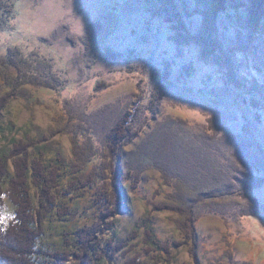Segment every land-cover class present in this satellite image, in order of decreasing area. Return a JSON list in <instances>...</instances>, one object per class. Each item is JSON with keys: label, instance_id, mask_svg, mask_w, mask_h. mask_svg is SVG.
<instances>
[{"label": "rangeland", "instance_id": "rangeland-1", "mask_svg": "<svg viewBox=\"0 0 264 264\" xmlns=\"http://www.w3.org/2000/svg\"><path fill=\"white\" fill-rule=\"evenodd\" d=\"M246 1L225 0L214 17L210 0L173 3L191 34L210 35L225 51L235 50L240 78L264 85V18L252 29ZM13 2L15 18L0 29V46L13 42L21 59L38 55L65 82L54 88L34 62L29 69L18 64L0 74V173L15 175L23 162L31 173L42 166L55 204L45 211L40 190L31 183L34 223L42 231L39 249L67 248L78 229L100 226L99 264H264V185L248 188L264 180V111L251 110L233 90L218 91L217 68L203 63L192 46L176 47L161 20L141 11L143 0ZM90 24L94 28L85 34ZM110 25L113 35L95 47L96 30L99 39L112 31ZM19 71H29L32 84H24ZM157 76L164 92L152 117L136 139L121 143V158L113 161L106 146L110 129L132 111L138 93L141 106L156 99ZM205 86L207 94L198 95ZM78 158L91 160L81 175L72 169ZM113 163L115 172L120 170L115 191L124 210L101 225V207L84 176L89 174L92 184L98 173L92 168L110 172ZM228 187L244 195L194 208V259L181 244L182 216L156 207L187 205L198 193ZM20 197V189L0 174V225L10 229L0 245L15 257L23 253L13 226ZM68 210L78 213L75 221L64 216ZM146 219L157 240L170 247L168 263L148 245Z\"/></svg>", "mask_w": 264, "mask_h": 264}, {"label": "trees", "instance_id": "trees-1", "mask_svg": "<svg viewBox=\"0 0 264 264\" xmlns=\"http://www.w3.org/2000/svg\"><path fill=\"white\" fill-rule=\"evenodd\" d=\"M210 1L212 17H214L218 12L224 10L223 4L225 0ZM143 4L144 7L140 8L141 11L150 13L157 20H161L163 26L170 32V40L174 43V45H176V47L192 46L197 50L198 58L203 63L214 65L217 68V73L220 76L219 81L221 83L220 89H217L218 91L233 90L242 98V100H244V103L248 105L251 110L257 109L264 111V85L258 84L256 80L253 82L250 81L249 83L247 78H240L237 73V67L239 64H236L237 53L235 50L225 51L220 45L219 41L212 38L210 35L191 34L187 28H185L181 20V16L177 12L176 6L173 3V0H143ZM246 4L249 15L248 22L252 29H256L264 18V0H247ZM14 11L13 0H0V29L12 25L15 18ZM94 25L90 24L85 34H87V32L89 34V31L93 30ZM110 28H112V31L110 29L104 37H99V39H97L99 30H96L97 36L92 38V44H94L95 47L97 46V48L100 49L113 35L114 30L111 25ZM106 53L107 55H111L110 58L113 59L112 53L108 51ZM98 59L99 58L96 59V57L93 58L92 64L96 63ZM32 62L35 63L34 67L44 75V78H46V81L50 83V85H55L54 88H58V85L60 89L63 88L65 83L64 80L60 79L57 74L52 71L51 65L47 63L48 61L40 58L38 55L32 57L30 60H27L26 58L21 59L19 57V49L18 47L13 46V42H10L9 46L6 47L0 46V74L4 73L6 68L13 70L18 69V64H24V66L27 65V69H29L30 66H33ZM18 76L25 81L24 84H32L30 80H28L29 71H27V73L19 71ZM6 79H8V77L4 76V80ZM155 79H157V81H155V85H153V87H155L153 92L156 93V99L153 97L150 101V105L147 107L141 106V100L139 98L140 93H138L136 95V102L132 111L126 113L125 116L120 119L112 127V129H110L106 139V146L107 152L109 154L108 158L112 159L113 161H115V159L121 158V143L127 139H136L137 136L145 129L146 120H149L152 117L151 114L156 107L157 99L163 91L161 78L157 76ZM16 82L18 83V80L15 79V84ZM206 84H209V82ZM14 86L12 87L13 89ZM206 87L207 86H205L203 89L202 87L198 88V95L201 93L207 94L204 91ZM15 88L17 87L15 86ZM18 90L19 89H16V91ZM138 90L140 91L139 88ZM140 110L142 112L147 110L150 115L147 114L142 117ZM57 154L59 160L63 162L61 154L59 152ZM76 155L78 157V154ZM84 156L87 157L88 155ZM2 159L3 157L0 158V161ZM89 162H91L90 159L86 161H83V158L79 159L78 163H74L72 166L74 173L76 175H81V171ZM93 163L94 158L92 160V164ZM22 165V167L19 165L17 166L15 175H8V172L6 173V169H4V171L0 174L6 178V181H10L12 184H14V186L18 187L21 192L22 198L20 197V200L16 203L14 210L13 226L22 239L23 253L19 252L20 258L19 256L15 257L14 255L10 254L9 248L1 249L0 245V264H99L103 259V256L100 254L99 248L97 246L99 242L96 241L95 235L96 232H101L102 228L100 226L96 229H84V227L78 229L75 238L69 243L67 248L64 246V248L59 249H39L42 231L39 227H36L34 223V215L36 211L33 207V194H30V190L32 191L31 183H33L34 186L40 190V196L42 202H44L45 211L53 210L55 204L50 196L49 179L44 174L42 166L36 168L31 167L33 170L31 173L26 162H23ZM3 167V162H1L0 169L2 170ZM92 169L94 171H98V173L94 176L96 178L95 182L90 184L91 179H87L89 174L84 176V179H86L87 185H91L88 187L89 189H86L92 194V196H94V200L96 199L97 203H99L101 207L98 209V212L102 225L105 220L111 218L116 212H121L124 210L122 198L120 195H117L119 193L120 187L116 186V180L117 177L120 176V170L119 168H116L115 172L114 163L110 164V172L104 171L99 165H95ZM134 176L138 180V176ZM76 178L79 181L80 177L76 176ZM258 182L259 184L257 186L252 184L248 188L257 189L258 186L261 187L264 185V180H259ZM232 189L233 187H228L226 190L222 191H206L198 193L191 201H188L187 205L178 204L176 206L163 205L156 207L157 209L176 211L182 216V220L180 223H178V230L180 231L183 240H181V244L187 245L189 247V253L194 259V208L201 203L204 204L218 200L223 201L227 197L230 198L233 196L244 195L243 190L240 188ZM243 189H245V187H243ZM115 190L117 191V194ZM184 206H188V209H186ZM64 216H67V219L70 221H75V219L78 217V213L73 210H68ZM112 222L113 221L110 220L109 224H112ZM143 226L146 229V240L148 245L153 248L155 252H157V255L163 261L168 263L171 260V254L169 252L170 247H168V245H162L157 240L152 220L146 219ZM9 230L10 229L6 226L0 225V239L3 236L9 235ZM64 240L66 241V238Z\"/></svg>", "mask_w": 264, "mask_h": 264}]
</instances>
